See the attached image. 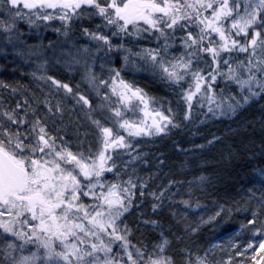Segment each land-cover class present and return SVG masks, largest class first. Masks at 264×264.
<instances>
[{"label":"snow or ice","instance_id":"obj_1","mask_svg":"<svg viewBox=\"0 0 264 264\" xmlns=\"http://www.w3.org/2000/svg\"><path fill=\"white\" fill-rule=\"evenodd\" d=\"M86 20L94 27L86 26ZM21 22L37 30L59 22L52 30L64 39L59 44L49 40L43 50L27 45L20 40ZM0 31L18 57L35 63L31 76L43 82L42 90L44 85L48 89L43 98L32 92L14 106L5 107L0 99V264H248L249 249L253 264H264V239L258 246L249 240L241 247L229 237L221 248V252L234 249L227 253V261L216 256L220 245L203 249L201 255L194 240L170 253L173 239L183 243L199 232L200 224L230 214L232 209L222 204L198 223L188 221L187 211L171 212L174 223L167 229L158 220H144L158 230L151 247L133 244V229L127 223L139 207L138 198L151 196L155 213L165 207V198L176 203L173 196L178 193L166 194L182 183L169 180L159 191H147L152 175L139 176L133 165L150 161L147 153L136 151L139 143L133 144L132 138L170 135L183 121L191 122L194 108H203L205 101L204 116L213 118L238 117L259 104L264 127V0H0ZM80 36L90 43L80 44ZM14 38L24 46L14 44ZM130 39L136 44L154 39L157 47L134 51ZM49 50L50 56L41 60ZM121 52L124 63L114 67L112 55ZM57 65L79 75L99 103L93 105L80 91V83L73 87L58 78ZM129 68L151 71L173 90L178 88L182 107L169 106L167 114L149 111L152 98L122 75ZM0 87L19 91L4 81ZM61 90L81 105L94 126V145L74 151L67 126L57 125V119L64 118L63 101L56 99L53 104L49 97ZM139 105L144 118H126V111L134 112ZM178 115L182 120H177ZM218 140L213 135L206 143ZM125 154L129 159H122ZM165 163L158 159L156 167ZM253 171L258 173V183L233 205L236 211L251 214L240 227L253 236H264V166ZM198 179L201 185L207 182L203 175ZM178 203L193 207L190 199ZM195 206L200 207L199 200Z\"/></svg>","mask_w":264,"mask_h":264},{"label":"trees","instance_id":"obj_2","mask_svg":"<svg viewBox=\"0 0 264 264\" xmlns=\"http://www.w3.org/2000/svg\"><path fill=\"white\" fill-rule=\"evenodd\" d=\"M85 22L86 26L94 27V23L87 20ZM0 49L6 50L4 46H0ZM10 52L0 51V81L11 84L19 91L12 93L11 88L0 87V99L4 101V106H14L17 100L23 102L24 96L30 98L32 92H36L43 98L48 89L44 85L42 90L43 82L37 81L31 76V72L35 70L33 63L17 55L14 56L12 51ZM4 53L8 55L4 56ZM239 58L243 59L244 56L240 55ZM62 75L58 78L75 87L77 77L70 78L65 73ZM122 75L127 81L143 89L152 100H170L178 108L182 107V103L179 102V89L173 90L166 81L151 71L138 72L130 68L126 69ZM78 82L81 85L80 90L88 95L93 105H97L99 99H95L84 83H81L80 80ZM220 87H223L222 81ZM49 99L53 104L56 99L63 101L64 118L62 121L57 119V125L67 126V139L71 141L70 146L73 150H77L78 147L83 150L89 144L94 145L95 128L84 117L81 105L76 104L71 96L65 97L63 92L55 93ZM207 107L205 101L203 108H194L192 121H183L182 126L179 129H173L168 136L141 137L134 142V144L139 143L140 152L147 153V159L150 161L149 165L140 162L133 165L138 169L139 176L147 178L152 175L153 178L149 181L147 191H159V186L167 185L169 180L182 183L175 184L170 193L166 194L178 193L173 196V201L176 203L165 198V207L155 213L151 207L154 203L151 196H146L143 201L137 199L139 207L134 208L127 219V223L133 229L130 236L133 244L143 242L151 247L152 242L158 238V230L154 229L151 224L143 223L144 220H158L162 227L167 229L170 224L174 223L171 212L183 213L187 211L188 221L198 223L201 216L207 220L209 215L219 210L218 205L221 204L231 208V213H222L216 221L200 224L199 232L186 238L183 243L173 239L170 253L188 245L189 240H194L196 245L200 246L201 255L203 249L209 248L213 244L220 245L215 249L216 256L218 259L222 257L227 261V253L234 249H225V252H221V248L227 244L229 237H232L233 242H239L251 236L252 233L248 229L240 227L241 223H246L251 218V214L248 211H236L233 200H240L241 196H246L247 189L258 183V173L253 169L264 166V148H262L264 127H261L260 106L255 104L238 117L232 118L220 116L213 118L211 114L205 117L204 113L207 112ZM84 109L86 110L85 106ZM176 118L182 120L179 115ZM86 132L87 136H85ZM213 135L219 137V140L210 145L207 144L206 141L211 140ZM78 141H83V143L78 144ZM197 145H204V147L200 148ZM160 153L164 155L160 156ZM158 159L166 160L162 168L156 167ZM128 172H131V168L128 169ZM202 175L207 177V182L203 185L198 179ZM106 177L112 179V174L107 173ZM124 179H127V175L124 176ZM205 192L211 193V195H205ZM181 199H190L193 207L186 209L184 205L178 203ZM196 200L200 202L198 208L195 206ZM169 204H171V208L168 207ZM180 227L182 228L183 225L181 224ZM237 232L239 235H236ZM189 246L192 247L193 252L197 251L195 246ZM245 259L248 263L252 262L248 257Z\"/></svg>","mask_w":264,"mask_h":264},{"label":"rangeland","instance_id":"obj_3","mask_svg":"<svg viewBox=\"0 0 264 264\" xmlns=\"http://www.w3.org/2000/svg\"><path fill=\"white\" fill-rule=\"evenodd\" d=\"M58 26H59V22H55L52 25V27H49V28L43 29V30H37V29L29 28V26L26 23L21 22L20 29H21V32H22V36L20 37V40L24 41L25 44H27V45H38V46H41V50H43V47L47 46L49 40L57 41L58 44H59V42L63 41L64 37L62 35H60V34H57L56 32H54L52 30L53 27H58ZM13 43L16 44L18 47H23L24 46V45L20 44V41L16 40L15 38L13 39ZM79 43L80 44H86V43H90V41L88 40L87 37L80 36L79 37ZM0 46L1 47L4 46L9 53H11L10 51H12V54H14V56H16V54L13 51V45L6 43V41L4 39V34H3L2 31H0ZM129 46L133 47V50L135 51V50H139L140 47H145V48L153 47L154 48V47H157V44H156L154 39H143V40H140L138 44H136L134 41H132L130 39L129 40ZM7 55L8 54L4 53V56H7ZM123 55H124V53H122V52L121 53H113V55H112V64H113L114 67H120L124 63V61L122 59ZM241 55H243V54H241ZM49 56H50V50H49V52H45L44 56H42L40 59L43 60L45 57H49ZM36 59H37L36 57H33L32 61H36ZM33 65H34V68H35L36 67L35 63H33ZM50 71H53V70L50 69ZM54 71H55V73H56V75L58 77H62L63 76L62 73H65V75H67L70 78L71 77H77V79L80 80V76L79 75H77L76 73L67 72L62 66L57 65L56 69ZM96 71L97 72L100 71L99 62H97ZM137 71L141 72L142 70H137ZM78 80H77V83H79ZM85 87L87 88V85ZM62 92H63V90H61V93ZM81 92L84 93L83 91H81ZM92 94L95 97V99H98L93 92H92ZM63 95H64V93H63ZM112 99L114 101L116 99V97L113 96ZM133 103H136V102L134 101ZM169 106H171L173 108V110H178V106L173 105L170 100L163 101L161 99H156V100H152L151 99L150 105H149V111H152L153 109H158L160 111H165V113L167 114L166 110H167V108ZM142 107H143V105H139V107H137L134 112L131 111V110H127L126 111V118L133 119V120L143 119L144 118V114H143L142 111H140V108H142ZM148 122L150 123L151 120H148ZM121 134H123V135H125L127 137V133L121 132ZM143 137H147V136H143ZM138 138H141V137L132 138L133 144ZM136 151L140 152L139 148H136ZM133 155H135V152H133ZM122 159L123 160H127V159H129V157L125 154L122 157ZM260 239H264V236H260V235L253 236L251 234V236L248 239H243V240H241L239 242H234V243H236L237 245H240L242 247V246L246 245V243L249 240H255L257 242V246H258V241ZM252 255H253V252H252L251 249H249L247 257L251 258ZM256 255L258 256L259 253H256ZM248 264H253V262L248 263Z\"/></svg>","mask_w":264,"mask_h":264}]
</instances>
